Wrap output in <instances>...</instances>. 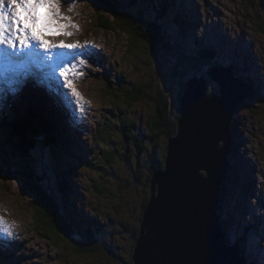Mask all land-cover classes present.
I'll list each match as a JSON object with an SVG mask.
<instances>
[{
	"label": "rangeland",
	"instance_id": "374dc122",
	"mask_svg": "<svg viewBox=\"0 0 264 264\" xmlns=\"http://www.w3.org/2000/svg\"><path fill=\"white\" fill-rule=\"evenodd\" d=\"M65 1L67 0H60L64 15L70 16L72 21H76V15L80 16L85 26L78 34L80 44L84 45L86 41L93 45L91 43H94V39L101 42L97 44V49L90 47L92 54L101 55L98 57L101 64L93 63L86 56L84 59L87 63L77 64L73 69L74 73L68 77L73 80L74 85H80L85 91V95H81L85 111L80 113L72 101L70 106L77 108L75 115L82 129L80 138L86 150L85 158L90 159L83 164L75 163V188L80 191L83 201L77 199L78 205L69 206L70 212V209L78 207L76 213L85 224L82 227L75 226L76 235L60 245L44 238L35 228L33 210L30 207L33 193L23 189L21 178L5 179L0 173V217L11 225L13 232L12 236L0 235V238L7 246L20 239L23 247L10 252L9 258L0 250V261L3 259L5 264H131L136 246L132 232L135 226L142 223L141 210L150 195L146 179L152 166L163 162L167 153L166 138L161 137L155 145L150 143L151 140L149 142V137L154 133L150 116L158 103L152 98L157 97L160 92L166 94L173 117L179 115L180 93L192 76L204 74L211 86L210 90H218V84L204 72L208 67L216 65H233L236 77L250 86H253L252 80L254 83L257 81L255 78L264 82V2L111 0L124 10H143L147 14L152 12L151 17L158 14L160 9L165 12L162 19L168 42L171 47L178 49V53L168 51L153 55L145 47L128 52L130 38L119 30L104 32L97 29L96 37L92 34L89 38L85 30L91 25V17L94 15L95 20L109 18L114 21L112 13L104 8L97 9L93 0ZM70 3L74 4L71 12L68 10ZM106 10L109 12L107 15L102 13L107 12ZM68 29L72 31V25L69 24L66 31ZM60 36L70 38L68 35ZM86 38L89 39L85 40ZM179 54L186 57L183 61L185 65L180 62ZM189 60L197 64L186 63ZM204 61L206 63L203 64ZM88 66H93L94 72ZM43 67L37 68L40 71ZM102 73H109L110 77L100 76ZM140 80L141 83L148 84L146 94L142 93L143 96L131 106L119 101L121 112L133 118L137 126L138 144L131 141L127 150L120 129L113 127L120 115L117 104L111 97L101 95L97 88L111 82V87H116L118 91L123 86L134 89ZM37 82L41 83L39 86L49 89V79L43 75ZM259 87H256V97L246 99L234 114L230 168L228 178L223 183L224 196L220 203L221 221L224 222L227 237L231 243H243L247 264H264V87ZM27 91L26 87L25 94ZM65 93H70V89L65 88ZM0 98V123H5L2 118L4 111L10 112L8 120L12 122L16 119L17 107H20L22 116L29 106L26 101L9 100L10 86L7 88L3 81H0ZM8 100L11 111L5 107ZM4 131L7 128L1 127L0 134L4 135ZM34 152L30 161L31 169L44 177L46 173V179L57 188L61 171L65 169L64 165L67 167V158L46 150L41 153L45 155L43 159L42 156L40 158L41 151ZM106 152L110 158L105 157ZM128 157L129 161L126 160ZM254 160L257 166H254ZM44 163L49 164L48 167ZM64 179H67L68 186H72L73 180L69 175L65 174ZM101 187L104 188L103 192L99 190ZM63 195L72 199L73 203L72 190L67 189ZM79 218L76 224L80 222ZM89 235L93 237L95 247L81 254L77 250L81 244L90 243Z\"/></svg>",
	"mask_w": 264,
	"mask_h": 264
},
{
	"label": "water",
	"instance_id": "95a60500",
	"mask_svg": "<svg viewBox=\"0 0 264 264\" xmlns=\"http://www.w3.org/2000/svg\"><path fill=\"white\" fill-rule=\"evenodd\" d=\"M204 72L219 88L209 94L204 74L186 81L166 167L151 181L134 264H247L241 243L228 241L220 203L234 114L257 92L236 77L233 65Z\"/></svg>",
	"mask_w": 264,
	"mask_h": 264
},
{
	"label": "trees",
	"instance_id": "16d2710c",
	"mask_svg": "<svg viewBox=\"0 0 264 264\" xmlns=\"http://www.w3.org/2000/svg\"><path fill=\"white\" fill-rule=\"evenodd\" d=\"M262 1L264 2V0ZM93 5L97 9L104 8L109 10L115 20L111 21L109 18H98L95 20V17L92 13L93 17L90 19V33H93L92 31L97 29L103 30L104 32L119 30L121 33L123 32L124 34H127L130 38L128 52L145 47L153 55L166 53L168 51H175V53H178V49L169 45L170 43L168 42V35L166 34L163 25L164 20L162 19L165 15V12L162 9L159 10L158 14L151 17L153 14L152 12L147 14L143 10H138L136 12L124 10L121 6H117L111 0H93ZM102 13L105 15H107L106 13L109 14L108 11ZM95 15H98V13L95 12ZM179 57L182 60H180V62L185 65L183 61L186 60V57L180 54ZM186 63H189L190 65L197 64L192 60H189ZM204 63H206V61H204L203 64ZM195 67L197 68V66ZM101 75L107 78L110 77L109 73H102L100 76ZM91 87H93V85ZM253 87L257 90L258 94V89L255 86ZM185 88L186 86L180 93V99ZM97 89V91L100 90L99 92L101 95L111 97L113 102L117 104V111H120V115L117 116V124L113 127L120 129L119 131L122 134V138L125 140V148L127 150L129 149L128 143H131V141L138 144L139 139L136 133V122L133 118L121 112L119 101L123 102V104L126 106H131L134 101L143 96L142 93L146 94L148 84L141 83L140 80L135 84L134 89H132V87L128 88L127 86H123L121 91H118L116 90V87H111V82H109L106 83L105 86L99 87ZM210 89L211 86L208 84L209 94L217 91L216 89L213 91ZM152 99L153 101L155 99V102L158 103H156L157 106L154 113L150 116V125L154 133L149 137V142L151 140L150 143L155 145L156 142H158L157 140H159L161 137L166 138V148L168 151L169 139L175 136L178 131V117L180 114L173 117V114L170 110L171 104L167 100L166 94L160 92L157 97ZM40 110L44 111V107L40 108L38 106L37 108H34V106H28L25 114L21 116L19 112L20 107H17L15 109L17 116L16 119H13V121L11 120L12 122H9V117L5 116V128H7V131H4V135L0 134V173L3 174V177L5 176V179L21 178L23 180V189L30 191L34 195L32 201L30 202V207L33 210L35 228L40 232L41 236L52 240L56 245H60L62 242L65 243V240L72 239L76 235V230H74L75 226L82 227L85 224L84 221L79 218L80 216L76 213V211L78 212V207L75 206V208L73 207L74 210L70 209L72 212L69 211L70 205H78L77 199L83 201V196L81 195L80 191H77L75 188L74 170L76 169L75 163L79 164L82 162V159L79 158L84 151L77 150L73 155L71 149L68 150V146L66 144L68 138H65V134H61L60 131L51 124L49 117H44V114L40 113ZM18 116H21V118H18ZM40 116L42 117L40 118ZM0 127H2L1 124ZM105 128L108 129L109 127L105 126ZM60 141L62 142L61 145ZM113 143L114 145H117V143ZM34 150H39V152L41 151L40 158L42 156L43 159L46 150L48 152L51 151L53 153H57L59 156L65 157V159L67 158L68 164L67 167L64 165L65 169L61 171L59 179L56 183L57 188L51 185V181L46 179V177L48 178L46 173V177H44L38 174V172L34 169H31L30 161L34 157ZM42 151L44 152L43 155L41 154ZM114 151H116V149ZM105 157L110 158L108 152L105 153ZM166 157L167 153L163 162H159L152 166L150 174L146 179V184L150 188V195L146 198L142 207L141 221L144 211L150 201L151 181L154 172L157 169L166 167ZM126 160L129 161V157ZM44 165L48 167L49 164L44 163ZM65 174L72 178V186H68L67 179H64ZM55 175L58 177V173L55 172ZM138 180H140L139 177ZM223 187L224 186L221 188V201L223 200L224 196ZM67 189L74 192L73 203L72 199L65 198L63 195ZM99 190L103 192L104 188L101 187ZM77 218H79L78 221H80L78 224H76ZM140 229L141 224L140 226H135L132 232L135 235L136 242L140 236ZM90 237V243L80 245L77 250L79 253L82 254L94 249L95 241H93L92 236ZM228 241L230 242L229 239ZM241 247L243 249V243H241ZM131 264H133V262H131Z\"/></svg>",
	"mask_w": 264,
	"mask_h": 264
},
{
	"label": "snow or ice",
	"instance_id": "6c2138e0",
	"mask_svg": "<svg viewBox=\"0 0 264 264\" xmlns=\"http://www.w3.org/2000/svg\"><path fill=\"white\" fill-rule=\"evenodd\" d=\"M68 10L73 11L74 4L70 3ZM71 22L72 18L62 12L60 0H0V74L7 76L11 73L8 79L17 82L16 77L21 70L31 65L47 66L51 76L58 73L63 78L60 87L70 89L66 95L83 113L81 93L68 78L69 66L86 64L84 57L89 53L78 49H87L90 45L88 42L81 45L64 41L57 44L47 39L49 35H73L66 31ZM72 26L79 27L78 24ZM0 235H13L11 225L2 217Z\"/></svg>",
	"mask_w": 264,
	"mask_h": 264
},
{
	"label": "bare ground",
	"instance_id": "6f19581e",
	"mask_svg": "<svg viewBox=\"0 0 264 264\" xmlns=\"http://www.w3.org/2000/svg\"><path fill=\"white\" fill-rule=\"evenodd\" d=\"M70 26H71V24H70ZM82 29L83 28H81L80 26L77 28V27H73V30L72 31H70L69 29V31L70 32H72L73 33V35H71V36H69L70 38H76L77 39V42L80 44V38H79V32L80 31H82ZM67 30V29H66ZM222 31V30H221ZM85 32H87L86 30H85ZM61 35V34H60ZM60 35H55V36H51V35H49V36H47V39L49 40V41H51V42H54V43H59L60 41H64L65 43H70V41H69V39L67 38V39H65L64 37H62V36H60ZM98 43H100L101 44V42L99 41ZM90 50V52L91 53H93L92 52V50L91 49H89ZM104 54V53H103ZM41 69V68H40ZM253 73V72H252ZM41 75H43V73L42 72H40L39 71V69L36 67V69H35V81H34V83H35V85L36 86H39V84H41V83H38L37 81H38V79L41 77ZM9 76H11V73H9V74H7V76L6 75H2V74H0V79L5 83V85H6V87L8 88L10 85H14L15 84V82L14 81H12V80H10V79H8V77ZM50 76V75H49ZM2 77H4V79H2ZM257 81H255V83L253 82V80H252V85L253 86H255V87H259L260 85L262 86V88L264 87V82L262 81V79H260V78H255ZM16 80H21V81H26V83H27V86H28V83L30 82V77L27 75V74H24V76H23V78L20 76V75H18L17 77H16ZM53 85H56V86H60L61 85V79H60V77H59V75H58V73H57V75L56 76H51V78H49V86H48V88H50L51 86H53ZM253 86H251V87H253ZM261 86L259 87V88H261ZM254 88V87H253ZM218 89V88H217ZM255 89V88H254ZM255 91H256V89H255ZM257 92V91H256ZM71 110L74 112V107H73V105L71 106ZM71 116V118H73L72 117V115H70ZM41 118V117H40ZM254 166H257V162L254 160ZM225 227V226H224ZM19 260V259H18ZM134 264V263H133Z\"/></svg>",
	"mask_w": 264,
	"mask_h": 264
}]
</instances>
